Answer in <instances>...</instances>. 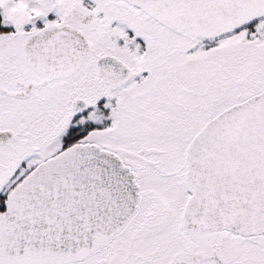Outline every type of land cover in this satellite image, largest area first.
Segmentation results:
<instances>
[{
	"label": "snow or ice",
	"instance_id": "obj_1",
	"mask_svg": "<svg viewBox=\"0 0 264 264\" xmlns=\"http://www.w3.org/2000/svg\"><path fill=\"white\" fill-rule=\"evenodd\" d=\"M0 264H264V0H0Z\"/></svg>",
	"mask_w": 264,
	"mask_h": 264
}]
</instances>
